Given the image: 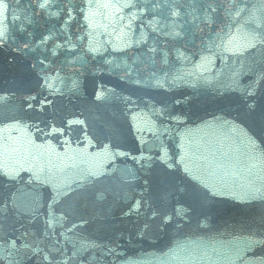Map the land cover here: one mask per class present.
Returning a JSON list of instances; mask_svg holds the SVG:
<instances>
[{"label": "water", "instance_id": "95a60500", "mask_svg": "<svg viewBox=\"0 0 264 264\" xmlns=\"http://www.w3.org/2000/svg\"><path fill=\"white\" fill-rule=\"evenodd\" d=\"M0 264H264V0H0Z\"/></svg>", "mask_w": 264, "mask_h": 264}]
</instances>
